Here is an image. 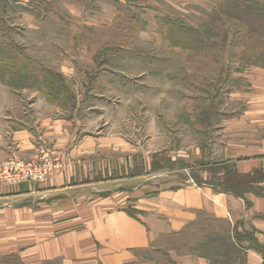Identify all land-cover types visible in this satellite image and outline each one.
I'll return each mask as SVG.
<instances>
[{"label": "rangeland", "instance_id": "obj_1", "mask_svg": "<svg viewBox=\"0 0 264 264\" xmlns=\"http://www.w3.org/2000/svg\"><path fill=\"white\" fill-rule=\"evenodd\" d=\"M237 1L245 4V0ZM67 3L0 0V45L11 47L7 52L0 47V56L7 55L0 58V112L7 109L10 115L8 121L0 118V132L4 121L10 123L0 134L9 146L4 148L7 157L0 161V186H39L52 175L58 163L52 143L42 135L39 140L33 132L34 151L19 153L12 135L23 123L35 127L38 120L52 124L63 120L70 123L63 130L76 131V145L91 146L83 154L90 162L84 168L92 179L87 183L92 186L89 193L98 187L93 183L101 180L107 181L101 186L109 193L113 181L122 175L116 163L131 167L133 156L115 152V146L126 142L143 149L134 157L139 164L127 169L129 175L141 174L148 136L162 128L171 135L179 127L193 130L196 114L216 111L209 98L220 94L226 75L237 77L240 68L261 67L255 50L243 48L248 31L229 10V0ZM236 87V81L223 87L219 108L227 110L228 103L232 107L234 102H228L226 93ZM236 103L234 110L239 108ZM171 135L165 139L171 138V146L177 147V136ZM193 140L190 132L187 143ZM153 158L152 170H174L180 165L161 153ZM16 162L46 174L41 180L17 182L13 179L17 174L9 168ZM200 164L194 166L200 169ZM213 166H203L200 170L208 176L196 174V183H211L230 171ZM256 192L264 194V182ZM88 197L93 202L95 196ZM192 235L187 239L193 241ZM0 264L22 263L16 253L0 257Z\"/></svg>", "mask_w": 264, "mask_h": 264}, {"label": "crops", "instance_id": "obj_2", "mask_svg": "<svg viewBox=\"0 0 264 264\" xmlns=\"http://www.w3.org/2000/svg\"><path fill=\"white\" fill-rule=\"evenodd\" d=\"M239 71L237 77L226 75L220 94L209 98L216 111L196 114L193 130L179 127L171 135L162 128L146 138L141 174L129 175L127 169L139 164L134 157L143 149L123 141L115 146V152L133 156L131 167L116 163L122 175L109 193L101 186L106 180L93 183L98 187L89 193L92 179L84 168L90 162L83 154L91 146L74 143L76 131L63 130L69 122L38 120L35 127L23 123L12 135L14 148L32 153L34 133L39 140L42 135L52 143L58 163L39 186H0V257L17 253L22 264H209L190 250L204 238L223 236L243 248L246 264H264V196L236 197L196 183V176H208L194 166L204 161H223L240 175L264 171V69ZM235 81L238 87L226 93L234 103L223 110L218 106L223 87ZM5 110L0 118L8 121ZM6 121L3 132L10 126ZM190 132L194 140L187 143ZM166 135L177 136V147ZM4 148L9 146L0 135V161L7 157ZM155 153L179 167L152 170ZM190 232L193 241L187 239Z\"/></svg>", "mask_w": 264, "mask_h": 264}, {"label": "trees", "instance_id": "obj_3", "mask_svg": "<svg viewBox=\"0 0 264 264\" xmlns=\"http://www.w3.org/2000/svg\"><path fill=\"white\" fill-rule=\"evenodd\" d=\"M229 1L231 3L228 4V7L230 8L229 10L234 12V18H236V21L241 23L248 31L242 43L243 48H248V51L251 49L255 50L256 53H253L255 54V59L263 62L259 63L258 61L261 65L260 68L264 69V0H261V2L245 0V4H241L237 0ZM248 21L251 23H248ZM0 47L6 52L11 50L9 45L1 44ZM257 49H261L262 51L258 53ZM3 53L4 54H2L0 58L7 56L5 52ZM1 63H3V61H1ZM7 86L10 88L12 87L11 84H7ZM208 164H210L209 161H204L203 165L200 164L201 169ZM212 164L214 168L222 167L230 171H228L225 177H221V179L219 177V179L211 183H197L199 186L205 184L217 191L230 193L236 197H242L246 193L259 195L256 192V187L264 182V171H255L250 174L240 175L233 170L231 165L223 161H214ZM213 176L214 175H212V177ZM262 196H264V194ZM205 240L206 241L201 243L200 246L194 248L192 252H198L206 257L210 262L209 264H246L243 248L227 240V237L209 236ZM234 240L237 242L238 237H234ZM199 249H201L202 252H199ZM206 249H208V251Z\"/></svg>", "mask_w": 264, "mask_h": 264}, {"label": "built area", "instance_id": "obj_4", "mask_svg": "<svg viewBox=\"0 0 264 264\" xmlns=\"http://www.w3.org/2000/svg\"><path fill=\"white\" fill-rule=\"evenodd\" d=\"M9 168H11V170H14L15 174H17L13 177V179H15V181L17 182L29 181L31 179L41 180L46 174V172L44 174H42L41 172L37 173L36 167H32V165L30 164H24L20 162L11 163L9 165Z\"/></svg>", "mask_w": 264, "mask_h": 264}]
</instances>
